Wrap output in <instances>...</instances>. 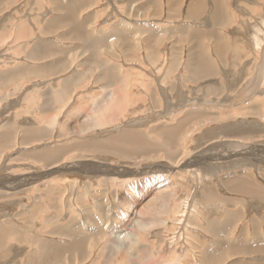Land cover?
<instances>
[{"label":"bare ground","instance_id":"bare-ground-1","mask_svg":"<svg viewBox=\"0 0 264 264\" xmlns=\"http://www.w3.org/2000/svg\"><path fill=\"white\" fill-rule=\"evenodd\" d=\"M15 1L16 0H14V1L13 0H0V12H1V15H3L5 13L4 10L7 9L9 7V5L12 2H15ZM52 1H53L54 5H55L54 8H56L57 11L60 12V13H59L58 16H53V17L50 18V20H48L49 22L46 24V28H45L46 33L51 32L53 34L54 33L57 34L58 32L62 31V28L64 27V25H70L71 28H72L71 31L73 33H76L77 31L78 32H81L82 26L79 23H76L75 22V20H74V17H75L74 14L75 13L73 14L74 7H76L75 3H76L77 0H74V1H71L70 0V2H71L70 3L71 4L70 6L69 5L68 6H65V4H63L62 0H52ZM136 1L137 0H132V2L130 1L131 4L134 3L132 5V18H139L138 21L140 20V18H143V19L144 18L145 19L146 18H149L151 14L150 13H149L150 15L148 14V11L145 8L144 4H138L139 5V9L138 10L139 11H137L135 9V6L137 4ZM174 1L177 2L178 0H174ZM210 1L212 2V0H210ZM28 2L30 3V0L24 1L23 3H25V4H23V5H27ZM155 2H157V1H155ZM214 2H215V4L213 2L212 3L214 5V8L213 9H215V13L214 14L212 13L213 15L210 13L211 14L210 20L207 21L208 22L207 23L208 30L204 29V31H202V29H201V28H203L202 26H198L195 29H193L192 31H188V30H185V29H181L180 28V31L179 32H177L176 30L173 32L172 29L166 28V30H164L166 35L164 37H160L159 34H161V32L159 31V29L158 30L157 29H154V28H152L150 25H148L146 23L143 24V23L137 22L136 24L133 25L134 28L132 26V29H133L132 30V38H131V40H132V62L135 61L137 63V65H138V62L139 61L141 62V58L139 59V61L137 59H135L136 55H139V54L142 56L143 63L145 65H146L145 59L148 60L150 62V64H151L149 66V68H152L151 71L153 72V75L151 77L148 76L150 78L147 77L148 78L147 79L145 76H143L146 72L145 73L138 72L137 74L135 73L136 75L133 76L135 78L132 79V83H131V81L128 82V85H127V87L125 89H122L119 86V91H118L119 94L117 93L118 96L115 97L113 95V90L116 88L115 86H116L117 82H122V80L124 79V77L122 78L121 77L122 75H120L118 72L116 73V72L112 71L114 69L103 68L102 72L98 71V73H97L98 74L97 75V77H98L97 79L98 80H96V82L101 81V82L106 83V86L104 85V87H103V85H102V87L103 88H107V90L104 89L105 91L103 90L104 93L102 95H99L95 100H92L91 101V105L89 106V110L88 111L82 110V111L78 112L82 117H84L83 126H82V128L80 130V133H81L80 135H83V133H87L89 131H92L93 132L96 129L99 130L98 132L104 133L105 131L113 130V129L115 130L116 128L120 127L121 126L120 124H116L115 125V128L113 127V128H110V129H104L108 125H111L118 117H121V116L124 115L122 112L125 111V110H127L128 107L131 106V104H130L131 103V100H132V107H133V103H134V104H136L137 109H140L141 111L148 110L151 107L149 105V102L150 101H148L150 99L152 100V104L156 108H158V107L159 108H163L164 102H162L163 101V100H161L162 98L159 99V96H158L159 93L158 94L156 93V88L158 86H161L160 88H162L166 92V100H167V104L166 105L164 104L166 106V108L165 109L163 108L161 110L158 109V111H157L158 112V116H162V117L165 116L166 117L167 114H168V117H166L163 121L162 120L158 121V124H152L153 126L151 127V131L154 132V134H155L154 138L152 136H150L145 130H140V129H137V130L136 129L127 130V129H123L119 133H113V134L111 133L110 135H106L105 137L100 138L99 140H93V141H88V142L87 141L86 142L84 141L83 143L81 142L79 144H76L79 147H81L80 149H84V151L85 150H89V151H101L104 154H107L108 152L111 153V154L117 153L118 156H119V158H122L123 157V158H126L127 159L129 157V159H132V164H134V166H137V167H134L131 170L127 167L128 169H127V173L126 174H123V171L121 169H119V167H116V165L113 166L112 168H106L105 167L106 169L103 168V167L97 166V165H95V166L93 165L89 169L90 170H93L92 169L93 167L100 168V169H96V171H95L96 172V175H98L99 177L101 175L108 176L106 179H103L102 181L105 182V181H107V179H110L111 178V179H113L112 180L113 184L114 183L116 184V182H119V180L121 179V177H120L121 175H124V176L131 175L132 178L131 177H124L123 178L124 183H122V182L120 183L119 182V184H121V185L123 184L122 187L124 186L125 189H127V191L130 194H132L136 198H139L140 200L137 199V200L133 201V203L131 205L129 204V206H131V207H128L129 211H128V213L125 216L126 218L130 217L131 216V212H132V220H134L133 225L130 228L124 227V228H122V230L119 229V230H121V232L119 231V233H116V230L118 228L116 229V227L114 225L112 226L111 224H108V222L105 225L106 221H105V223L104 222L103 223H100L99 221H96V220H94V219L91 218L90 219L91 222H88L87 223V222L83 221L82 223H79V222H77L75 220V218H73L74 220L72 219V221L70 222L72 228L71 227L70 228L73 231H76V232H73V235L72 236L74 238H73L72 243H65L64 242L63 244H61L59 240L54 241L58 245L57 246V250H56L57 252H55V255L57 257V260H60V257L61 256L66 255L67 258H71L70 262L72 264H76L77 261L79 263L81 261L82 264H84V262L90 258V252H91L90 250H88V248L90 246L86 248V245H85L86 244V240H88L89 236L93 234V235H95V237H97L96 238L97 239L96 242H94L95 243L94 245L96 247L99 246L100 242L103 243L104 240H105V242L103 243V247L102 248H106L108 250V251L106 250L108 252L107 253V256H108L107 263H109L110 262L109 260H112V258L114 256H116V254H118V252H120V250L125 249L126 250V253L128 254V256H132L131 257L132 258V264H136L137 263V261H136L137 258L134 259V255H135V252H134L135 249H133L134 246L129 251V249L126 246H122V238L125 236V234L129 233L131 230L134 229V227L136 226V224H137L138 221H142L143 223H147V224H150L152 226L151 227V230L148 231V232H146V233H144V234H149L151 232H154L156 234H159L156 229L158 227L167 225L170 221H169V218L168 217H166V218L159 217L156 214V212H159L160 214L166 213L167 215H171L172 216V220H174V223L181 224V229L180 230L183 231L182 232V235L181 234H180V236L177 235L178 236L177 237L176 235L170 233V236L171 235H174V236H171V238H170V240L172 239V244H173V242L174 243H179V242H182L183 243V240L185 241L184 244H186L188 241H191L190 239H192V234L189 233L190 232V229H191L190 227H192V224L196 222V220L192 216L197 213L195 211V209L197 208L196 207L197 205L193 202V197L195 199V196H196V199L198 200L199 197H197L198 196L197 194L195 195V192L197 190H199V189L202 192L201 193L202 194V197H200L199 201L201 200L200 202H202L203 204H205L206 211L208 210V214H209L208 215L209 216L208 218H210L212 220V221H210V226L209 227H212L213 228L211 230L213 231L214 234L216 233V235L217 234L221 235V232L224 231V228L226 226V222H225L226 219L224 221H220L218 218L216 219V214L213 213V212H215L216 209H214L211 206V203L213 201H216V203H218L219 200H224V201H226L228 203H229V201L223 199L221 196H218L220 194L217 191H215V190L212 189L211 185L209 184V181H210L209 178L213 175L212 173H215V171H218V173H222V171L225 172L228 167H232V168H235V169H241V170H242L243 167L246 168V166L248 165V163H245L243 161H244V159L250 157V156L247 157V153L248 152L253 153L252 150H255L257 146H260L259 142H257L256 144H248L247 145V142L246 141H248L250 139L251 141L255 142V140H253L254 137H262V136L264 137V100H262L260 97L257 98L256 95L253 96V94H256V93H254V91H252L251 93H249L250 90H253L254 88H257V86L253 88V85L254 84L253 83H250V81L252 79H254L252 82H255L258 78H261V83L262 82L264 83V64H263V66H261V68H260L259 71L257 70L259 72V74H257L250 81H248V84H247L248 87L247 88H244L243 87L241 90L238 91L239 93H237V95L235 97H238L239 99H235V97L234 98L231 97L230 100H228V96H230L233 92H236V90L238 88L237 87V83H235L236 82L235 79H234V81H232L233 84H231V82L228 84V87H232L233 90L232 89H229V88H226L225 86H223V83H221V81H219V83H217V85L215 84V82H213V86L215 87V90L212 93L213 96L211 97V99H209V98L206 97V98H204V99H202L200 101V100H197V98L194 99L195 97H189V94L192 93L191 90H194L195 89V93H197L198 90H200V89H202L204 87L203 84L201 85V83L205 82L206 79H210V78L215 77V74L220 72L219 71V64H218L217 58H219L220 60H222L220 62L224 63L221 66H225L226 65L225 64L226 63V60L225 59L227 57H229V55H230V57H232V61L233 62H236L237 59H235V58L236 57L240 58V55H241L240 47H238V45H237V41L240 40L238 37H236V39L233 41L230 36L227 37L228 36V33H229L227 31L226 34H224V37H222V41L219 42L218 40L220 38L217 35L216 29L214 28V29L211 30L209 28L211 21H213L214 23H216V22H218L220 20H223V23L231 24L232 26L230 25V28H233L236 25L235 24L236 23V19L238 18V15L236 16V14H234V12L230 9V7H229L230 10H228L229 12L227 10H225V11H227V13L225 15L224 14L222 15V11H220V0H214ZM200 3H199V0H192L191 1V4L188 6L189 7V12L188 13H189V16L191 18L201 19V14H202V11H203V7L200 5ZM156 4H158V3H156ZM172 4H174V3H172ZM23 7L24 6L19 5L16 8L17 10H15L16 13L17 14L23 13L25 11V9H26L25 7L24 8ZM18 8H20V10ZM163 8H164V6H163ZM213 9H212V11H213ZM152 13L154 14V11ZM172 14H173V12H172ZM162 16H163V14H162ZM159 17H160V14H159ZM169 17H171V16L169 15ZM160 20H162V19H160ZM204 20L205 19H203V20L200 21L201 24H203L206 21V20L205 21ZM167 21H168V19H167ZM148 23H150V22H148ZM10 24L14 25V23L11 21L10 16H7V20L5 22H3V23L0 24V28H2L4 31H6L7 30V27ZM19 25L17 24V26H19ZM64 29L65 28H63V30ZM112 30H113V32H112ZM112 30H111V33L114 34V35H116L115 33H116L117 30L116 31L114 29H112ZM167 31L170 34V36H172V35H175L176 36L177 35L180 38H178V39L175 38L173 40L170 36L167 35ZM68 32H70L69 29H68ZM212 32H213V34H212ZM4 33H6V32H4ZM32 33L33 32L31 31L30 34H32ZM145 33H147L149 35V37L146 38V37H142L140 35L139 39L137 38L138 39V43L136 44L135 40L133 39V35L134 34H145ZM26 36L27 35L22 34V36H19L18 39H25L26 40V38H25ZM63 36H65V35H63ZM63 36L61 35V37H59V38H62ZM35 37H36V34H35ZM67 38L68 37H66V39ZM89 38H90V36H89ZM63 39H64V37H63ZM88 40H85V41H88ZM129 41L130 40L128 39V42ZM169 41H172L174 45L177 44V45H175L176 48H175L174 45L171 44L174 47L171 46V51L168 52V54L169 55H172V57H176L175 58V61L173 63V59L174 58L171 59L170 58L171 56L170 57L168 56L171 59V60H169L167 58V56L164 55L165 56V60L164 61L167 62V63H165L164 61L163 62H160L159 60L162 61V56H163L162 55L160 57V55H161V53L164 54V50H166V47L163 46V45H165ZM253 41H254L255 47L258 48V49H260V46L262 45V39L259 37V35H257L254 38ZM106 42H107V40H106ZM89 43H91V42H89ZM185 43H188L187 45H188V47L190 49V52L186 55V57H188V62L186 63V61H185V64H186L185 67L187 68L188 71L186 70L187 71V74L185 75V77L181 74L182 78L179 79L177 77L178 74L175 73L176 71L179 72L178 71L179 69H177V67H178L177 65L179 63L177 64L176 62L177 61L180 62L179 58L182 57V56L183 57L185 56V52H186L185 47H183V48L180 47V45H184ZM221 43H222V45H221ZM8 45L11 46V49L9 50V52H8V54L6 56H8V55L10 56V52L13 53V52H16L17 51V49H16V38L11 39V37H9L6 34H0V49L2 47H4V46H8ZM24 45L26 47H28V45H26V44H24ZM44 45H45V43H41V42H39L38 44H36V46H34V48L31 50L30 54L27 55V57L30 58V60H32V61L33 60H36V59L48 60L49 57L47 55L48 54L50 55V52L49 51H52V52L57 53V54H62L60 51H57V50L53 49L52 47H48L47 48ZM82 47H84V46H82ZM84 48H83L84 51L83 50H82V52L80 51L79 56L80 57H83L81 55V54H83L85 56L84 58L88 57L86 64H89L90 65V64L93 63L92 62V57H91L92 54H93L91 44H90V46H88L86 44V47H84ZM21 49H23V48H21ZM100 51L102 52V50H100ZM178 51H180V52H178ZM0 53H1V51H0ZM95 53H97V52L95 51ZM1 54L4 55L3 52ZM72 54H73V52H72ZM74 54H76V53H74ZM73 58L74 57H71V59H73ZM0 62H1V60H0ZM170 62H172L173 64L170 63ZM181 63H182V58H181ZM84 64H85V62H84ZM65 65H66V61L64 59H58V60H56V65L55 66L56 67L58 66L59 69H61L60 66H65ZM23 66L24 65L22 64L19 67L18 66H15V68L12 67V68H10L8 70H3V71L0 70V87L2 88V90H0V94H5L4 99H7L12 94H15V93L16 94H19L18 88L21 87L23 85V83L21 82V84H19L18 81L23 76L22 75V72H21V68H23ZM52 66H54V65H52ZM68 66H70V65H68ZM179 66H181V64ZM56 67H53V68H56ZM64 68H66V67H64ZM139 68H140V66H139ZM47 69H49V68L47 67ZM69 70H71V68ZM26 71H27V69H26ZM27 72H29V71H27ZM50 73H52V72H50ZM182 73H183V71H182ZM93 74H95V73H93ZM93 74L90 73L89 76L90 75L93 76ZM78 75L79 74L76 73L72 77L76 78ZM171 75L174 76V77L172 76V78H175L174 81H172V79H169V78H171ZM57 76H59V75H57ZM84 76H85V79H86V76L87 75L84 74ZM216 76H217V74H216ZM39 77H40V75H39ZM155 77L157 78V81L155 80ZM81 78H82V76H81ZM82 79H80V80H82ZM126 79H128V78H126ZM153 79L156 82L160 81L161 83L158 82L157 84H155V86L153 88H151V86H152L151 84L154 85V83H156L154 81H153L154 83L152 82ZM145 80H149V83L145 82ZM21 81H23V80H21ZM74 81H72V83ZM138 81H143V83H140V85H137ZM190 81H197L198 83L199 82H201V83L199 84L200 86L188 85V82H190ZM51 83H53V82H51ZM67 83H68V80L63 79V82H61V84L63 85L62 86L63 87V91H62V93H59V95H57L58 94V91H56L54 88H51L50 87L51 88V91H52V93H51V96L52 97L51 96L46 97V101H45L46 103H42V105L40 106V109H43L46 112L48 110H56V111L59 110V111H63L64 106L61 107L60 105H58L59 102L65 104L66 101H67V104H68V102H72L71 101V98L75 95L74 93H71L70 92V89H67V87H65L67 85ZM56 84H60V83L58 82ZM131 84H132V86H131ZM180 86H182V87L184 86V88L187 87V89H184V90H188V91L182 90V93L179 92L181 90L180 89H177V88L180 87ZM188 86H191L193 88L188 87ZM140 87H143L144 88V91L145 92L143 94H139V88ZM211 87H208V89L206 88L209 91H207V90L204 91V95L205 94H210L209 92H211L210 91V88ZM168 88H170V90L172 91L171 94H174V96H171V97L168 96V94H169L167 92ZM136 90L138 91V93L136 92ZM175 90H176V92H174ZM247 90H248V92H247ZM43 91L45 92V90H43ZM157 91H158V89H157ZM162 93L163 92H161V94ZM195 93H194V96H195ZM163 94H162L161 97L164 98ZM178 94L180 95V99H179V97L177 98ZM198 94H199V92H198ZM261 94H263L262 91H261ZM172 97H174L173 102H172ZM248 97H250V102L244 103V101H245L244 100L241 103L243 105L240 106L239 103H238V101H241L243 98L246 99ZM34 98H35V95L30 96L28 98V101L27 102L31 101L32 104H34V102H33L34 101ZM49 98L51 99V102L48 101ZM58 98H62L63 99L62 102ZM55 99H58L57 102H56ZM1 101H2V98L0 97V102ZM141 102H143V103H141ZM185 102H186V105H188L190 109L187 110V111H185L182 114V117H179V115H180L179 113L181 112L182 109H179L178 110L177 108H178V106H179L180 103L183 104ZM141 104L142 105H147V106H141ZM200 105H204L206 107L205 108H202V107H200ZM224 106H226V107H224ZM176 110H178L177 113H175ZM165 112H167V113H165ZM59 114H62V112H57V113H54L52 115H51V113H47V116L45 117V119H46V125L47 126H45V128L44 127H24L21 130L20 133L17 130V128H15L14 126L5 129L0 134V150H4L5 148H9L13 144H17V142L20 144L21 147H23L24 144L25 145L32 144L33 141H35V142L38 141V143H39V142H42V140L48 139L49 134L51 132L50 131L48 132L47 130H50V128L51 129L54 128V130H55V128L58 127L59 122L57 121V119L59 118ZM169 114H171L170 117H169ZM44 116H45V114H44ZM255 116L256 117H261L262 120H263V122L262 123H257L255 120H252L253 119L252 117H255ZM65 117H66V115H65ZM146 117L148 118L149 116H145V117L144 116H141L140 118H138L137 116L136 117H132V120H131L132 121V126H135L137 123H139L138 120H144ZM239 118H241V119H239ZM249 119H251V120H249ZM251 121H253V122H251ZM217 122H219V123L216 124ZM142 123H143V121H142ZM50 124H52V125L50 126ZM113 124H115V123H113ZM207 124L208 125H211L210 126V129L206 130L207 133H209L210 135L213 134L212 137H210L206 141V144H208L207 145V149H214L215 151L213 153H211V154H210V152H206V154H205V151L192 150L189 153L188 152L189 150H188L187 151V154H186L185 147L184 146H185V144H186L187 141H190V136H192L193 134L197 133L199 129L200 130L203 129L204 126L206 127ZM68 126H70V125H68ZM123 126H124V124H123ZM63 128H67V126H65ZM70 129H71V127H70ZM70 129H69V131H70ZM17 131H18V133L20 135H19L18 138L16 137L17 138V141H16V138H14V137H15ZM206 131H205V133H206ZM53 133H54V131H53ZM76 134H77V132H76ZM50 138H51V136H50ZM234 138L241 139L243 142H245V146H242L241 145L242 146L241 149L237 150L236 152H231L232 151L231 150L230 153L227 154L225 147H223L222 145H224V144L226 145V143H230V142H233V141H237V140H233ZM198 139H199V137H198ZM200 139H201V136H200ZM212 139H213V141H211ZM14 140L16 142H14ZM250 140L248 142H250ZM44 142L49 143L48 141H44ZM220 145L223 147L224 150H221L222 147ZM249 145H251V146H249ZM195 149H197V148H195ZM70 150H71L70 147L68 145H65V144L60 145V146H57V147H53V146L51 147V146L45 145V146H42V147H39V148L36 147V148H33V149H25L24 151L22 150V152H20L18 150L19 151L18 153L19 154H23V156H25V157L29 156L30 158L32 157L35 160L42 161V162H44L46 164V166H49L50 164L57 163V164L53 165V167L55 166L57 168V165H60V164H58V162H60L62 160L63 156L66 155ZM157 151L158 152H162L165 155L164 157H166V160H167L166 161V165H168V164L172 165L173 164L175 167L182 166V168H185V172L183 171V169H181L179 171H181L182 173L181 174H178L177 173L175 176H178L179 175L177 177V179L179 178L178 180L182 181L181 182L183 184L182 186L186 187L189 190V192L183 198L184 200L182 202H180V203H177L176 201H174V200H177L178 199V196H177L178 194H176V192L171 193V196L168 195V194H166L164 192L161 195H158V198H156V199L151 198V197L148 200L145 199L146 202H147L145 204V208L143 210H141L138 215H136L135 217H133V214L138 213V207L137 206L139 205L140 201L141 202H144V200H141V199H144L143 196H142L143 198L141 197L142 194L139 195V193H140V192H138L139 186H137L138 183H136L135 179H137V177H140V176H142L144 174H150V173L157 174V171H159L162 174L161 169H164L165 168V167L163 168V166H162L161 169H160L159 168L160 167V164L157 163V162H154V161H157L159 158H161V159L163 158V157H161V156L158 155V152ZM184 152H185V154H183ZM96 154H99V153H96ZM239 154H240V156H242L241 159H240ZM186 155H189V156H186ZM234 155H235V157H234ZM18 156H20V155H18ZM244 156L246 158H244ZM151 157L153 158V160L155 159L152 162V164H150V166L153 165V168L150 169L149 166L142 167L143 165L141 163L142 162H145V161H148ZM92 158H93V156H92ZM12 159H18V158L15 157V158H12ZM223 159H226V160H223ZM228 160H230V163H232V165L229 164V163H227L228 165L225 164V162H227ZM241 160H242V162H241ZM222 161H224V163H222ZM126 164H127V162H126ZM201 165H204V166H201ZM213 166L215 168L214 169H210ZM53 167L52 166H49V167H47V169L53 168ZM74 167L75 166H73L72 168H74ZM69 168H70V166L69 167H65L64 169H69ZM124 168H126V167H124ZM168 168L169 169H173V167H168ZM60 170H61V168H60ZM73 170H78V169H73ZM124 170H126V169H124ZM173 170H174L175 173L177 172L176 171V168H174ZM200 170H203V172H205V173L200 172ZM83 171L85 172V170H83ZM79 172H80V169H79ZM81 172H82V170H81ZM88 172H89V170L86 171V173H88ZM33 174H34L33 176L32 175L26 176V177L23 176V180H28V181H31V182H35L37 180H41V178H44V176L46 177V175H40L38 173H33ZM186 174H189V175H186ZM180 175L181 176L183 175V178L180 179ZM226 175H228V174L226 173ZM37 177H39V178L36 179ZM119 177H120V179H119ZM222 177H225V175L222 176ZM206 178H208V179H206ZM2 179H3V176L0 175V180H2ZM74 181L70 184V186H71V193H74V194H77L78 195V193L81 192L82 190H85L86 192H88L89 189H87V188H90L91 189V187L89 185H85L86 184L85 182H84L85 184H83V183L79 184V180H77L75 182ZM132 181L134 183H132ZM227 183H228L230 189H232L231 187H234V188H236V189H234V191H236V192H240V193H245V194L251 195L252 201L254 203L264 202V191H262V190H260V191L259 190H255L254 189V184L251 183L249 181V179L246 178V176L245 177L241 176V178H239V176H238V178H236V179L235 178L234 179H229V181H227ZM91 185H92V183H91ZM198 185H200V186L198 187ZM85 186H86V188L84 189ZM92 187H93V185H92ZM203 187L205 188L206 192L205 191L203 192ZM57 188H59V187L58 186H55L54 189L53 190H50L49 192H46V191L43 192L41 190V193H42L41 195L43 196L41 198L42 199V205L43 206H45V204H46L45 201L46 202L47 201L50 202L52 199L55 198V197H53V195H57L56 193H58V192L55 190ZM154 188H156V187H154ZM166 190H168V189H166ZM199 196H201V195H199ZM172 198H173V201L176 202L175 205H174V207H173V209L170 208V206L168 205L169 201H167L169 199L172 200ZM117 199H118V192L116 194H114V201L116 202ZM241 202L244 203V201H242V200H241ZM136 203H137V206H136ZM23 207H24L23 208V211L24 212L31 213L30 216H32L34 214V212L35 213H39V211H41L43 209V207L42 208L40 207V208L34 209L33 208V207H35L34 205L31 206V207H28V206H23ZM69 209L70 208H68V210ZM71 209H72V207H71ZM72 210L74 211V209H72ZM206 211H204V212H206ZM29 213H27V215ZM145 213L152 215V218H150V219H144V218H142V216ZM20 215L21 214H19V216ZM27 215L24 216V214H23L22 217H19V218H21L20 220L25 221L28 224H31V221H33V218H30ZM88 216H90V214H88V215L85 214V217H88ZM90 217H92V216H90ZM176 219H177V221H175ZM10 220H11V218H10ZM11 223L12 222H10V224ZM17 223H19V222H17ZM89 224H92V226H89ZM176 226H179V225H176ZM104 227L107 228V230L108 229L110 230V232L107 231L108 234L104 231L105 230ZM51 229H53V227ZM89 229H92L93 230V231H91V234H88ZM53 230H55V229H53ZM174 230H175V228H174ZM0 231H1V229H0ZM40 231H42V230H39V232ZM2 233H4V232H2ZM15 233H16V231H15ZM161 233H163V232H160V234ZM31 235H33V234H31ZM168 236H169V234H168ZM118 238H120V239H118ZM173 238H175L176 240H174ZM163 239H165V238H163ZM220 239H221V237H220ZM170 240L169 241H168V239L166 240V242L168 241L167 242L168 245H169ZM40 241H41V238H40ZM141 241L142 240L139 238V242L138 243H141ZM194 241H196V240H194ZM222 241H224V240H222ZM193 243H195V242H193ZM1 244H2V246H4L2 242H1ZM7 246H9V243H7ZM7 246L5 248H7ZM20 246H22V245H20ZM139 246H141V245H139ZM219 246H221V245H219ZM226 246H229V245H226ZM230 246H232V245H230ZM233 246H236V245H233ZM175 247H177V246H175ZM19 248H21V247H19ZM179 248H178V250H179ZM256 248H258V247H256ZM169 249H171V248H169ZM192 249H193V247H192ZM194 249H195V247H194ZM3 250H5V249L3 248ZM9 250H10V248H9ZM15 250H17V249H15ZM221 250L222 249H220V253L219 254H214L213 253V255H212V252L210 253V251H209L208 248L207 249H204V250H201L200 255H201L202 259H200V258L199 259L197 258V259L199 261L202 260L200 264H223L227 260V258L229 256L227 255L228 253L226 254L225 250H222V251ZM140 251H142V250H140ZM234 251H235V249H234ZM10 252H11V250H10ZM14 252H12V253H14ZM165 252H167V251H165ZM12 253H10V255ZM18 253H19V251H18ZM141 254H143V253H141ZM159 254H160V252H159ZM103 255H104V253H103ZM136 255H137V252H136ZM235 255H238V254H235ZM4 256L7 257L6 255H4ZM4 256H3V258H4ZM47 256H48V254L44 250H40L39 252L33 251V252L30 253V256H29V259H28L27 264H44L43 262L45 261V258ZM146 256H148V255H146ZM124 258H126V257L124 256ZM230 258H228V259H230ZM9 259H10V257H9ZM118 259H120V258H118ZM133 259H134V261H133ZM64 260L62 261V263L64 262ZM145 260H148V259H145ZM198 260H197V262H199ZM99 262H100V260H99ZM52 263H53V261H52ZM64 263L67 264L68 262H64ZM140 263H137V264H140ZM113 264H115V263H113ZM236 264H243V262L242 261H239V262H236ZM248 264H250V263L248 262Z\"/></svg>","mask_w":264,"mask_h":264},{"label":"rangeland","instance_id":"rangeland-1","mask_svg":"<svg viewBox=\"0 0 264 264\" xmlns=\"http://www.w3.org/2000/svg\"><path fill=\"white\" fill-rule=\"evenodd\" d=\"M22 1L24 2L25 0H16L15 2H12L9 5V7L4 10L5 13L3 15H1V12H0V24L7 20V16H10L11 21L14 23V26L15 25L17 26V20L18 19L21 20L20 24H22V25H23V22L27 24L28 21H32V25H33V22H34L33 20L38 19V17H39V14L37 13V9H36V4H38V3H35L36 0H33V2H30V3L28 2V4L26 5L25 11L21 14H17L15 11V10H17L16 8L19 5L25 4ZM41 1H44V0H41ZM140 1L142 4L145 3V1H143V0H140ZM199 1H201V0H199ZM190 2H191V0H188L187 4H185L183 9H182V12L178 14V17H175V20H178L177 22H181L180 20H183L184 18H186V20L190 19V16H188V15L185 16V12L189 11L188 6H189ZM133 4L134 3H132V5ZM41 6L42 5H39L40 8H41ZM230 6L232 7V11L234 12V14H236V16L238 15V18L236 19V23H235L236 25L233 28L228 29L229 33H228L227 37L230 36L231 39L234 41L236 39V37H238V34L241 35L242 40L237 41V45H238V47H240V50H241L240 58L236 57L235 59H237V61L233 62L232 57H227L225 59L226 60L225 66H221L224 63L218 62L220 72L216 73L217 76L215 74V77L210 78V79H206L205 82H203V83H201V82L198 83L197 81H190L192 83L190 85L200 86L199 84L201 83V85L203 84L204 87L202 89L198 90L199 94L197 92V93H195V96H194L195 91H193L192 93L189 94V97H195L194 99L197 98V100H200V101L206 97L211 99V97L213 96L212 93L215 90V87L213 86V82H215V84L217 85V83H219V81H221V83H223V86L233 90L232 87H228V84L230 82H231V84H233L232 81H234V79H235L236 80L235 83H237L238 88H237L236 92H233L230 96H228V100H230V98L231 97L234 98L237 95V93H239L238 91L241 90L243 87L244 88L248 87V85H247L248 81H250L254 76L259 74L258 71L260 70L261 66H263V64H264V0H232V2H230ZM206 7H208V5ZM211 7L212 6H209V8H211ZM164 11H165L164 13L166 14V9ZM59 13L60 12L57 11V14L54 16H58ZM208 13H209V10H208ZM165 17L167 18V15ZM116 18H117L116 20H119L121 18V19H128L129 21H132V16H130V18H129V16L125 12L124 13L122 12V15H120L119 17H116ZM161 19H162L161 21L160 20H156V21L157 22H169V21L165 20V18H161ZM48 22L49 21L47 20V23ZM204 23H206V21ZM164 24H166V23H164ZM32 27L36 30V32H39L41 30V25H37V24H35V22H34V25ZM5 32L6 33H4L3 29L0 28V34L8 35L9 33H12L11 30H9V31L6 30ZM110 34H111V32H110ZM111 35L113 37L112 39H114L111 41V43L113 42V44L115 45L114 48L116 47L118 49L119 53L118 54L115 53L114 55H110V56H106V57H104L102 54H99V58L98 59L96 58V63L90 64V66L95 65V71L91 72V74L95 73V74H93L94 77L86 78L87 79L86 82H83V84H81V85H77L76 87L72 86V88L70 87V92L75 94L71 98L72 102H68V104H67V101L65 104L59 102L58 105H60L61 107L64 106L63 111L48 110L49 112L47 111L45 113V115L47 116V113H51V115H52V114L57 113V112H62V114H59V118L57 119V121L59 122L58 127H56L55 130H54V128H52V129L50 128V130H49L51 132L49 134L48 139H47V141L49 143L44 142L45 140H43L42 142H39V143H38V141H36V142L33 141L32 144H27V145L24 144V146L21 147L20 144L17 142V144H13L9 148H5L4 150H0V175L3 176V179L0 180V205L1 206L5 205L4 207L6 208L2 211V213L3 212H8L9 214L11 213L13 206H10L12 203L10 201H14V200L15 201L17 200L18 203H16L17 205H15V207H17V208L14 207L15 210L13 211L12 215H14L15 212L20 210L21 204L24 206H28V207H31L34 205L35 206V207H33L34 209H37L40 207L42 208V199L41 198L43 196L41 195L42 194L41 190L43 192L44 191L49 192L50 190H53L55 186H58L59 183L70 185L74 180L75 181L79 180V184H81V183L85 184L86 183L85 185H89L91 187V189L87 188V189H89L88 192H86L85 190H82L81 192H79L80 194L78 193L77 196L80 198H82V196H83L84 197L83 199L76 198L75 194L72 193V200L69 201L68 206H70V208L72 207V209H74V211L73 210L72 211L76 214L77 218L79 217V219H77V220H81V218H84L85 222H87V223L91 222V220H90L91 218L96 220V221H99L100 223H103V222L105 223V221H106L105 225L108 222V224H111L112 226L114 225L116 227V229L118 228L116 230V233H119V231L121 232L122 228H124V227L130 228L133 225L134 220H132V212H131L130 217L126 218L125 216L129 211L128 207H131V206H129V204L131 205L133 203V201H135L139 198H136L135 196L130 194L127 191V189H125L124 186L122 187L123 184L122 185L119 184V182L124 183V181H123L124 177H131L132 178V176L131 175H128V176L121 175L120 176L121 179L119 177V179H120L119 182H116L117 185L114 183L116 185L115 186L112 182L113 179H111V178L107 179V181H105V182L102 181L103 179H106L108 176L101 175L100 176L101 178H100L98 175H96V172H95L96 169H100V168L93 167L92 168L93 170H90L89 168L93 165L94 166L97 165V166H100L103 168H105V167L106 168H112L113 166L116 165V167H119V169H121L123 171V174H126L128 168L131 170L132 168L137 167V166H134V164H132V159H129V157L126 159L123 157L119 158L117 153L111 154L108 152L107 154H104L101 151H89V150L84 151V149H80L81 147H79L76 144H79L81 142L83 143L84 141L88 142V141H93V140H99L100 138H103L106 135H110L111 133L112 134L113 133H119L123 129L145 130L150 136H152L154 138L155 134H154V132L151 131V127L153 126L152 124H158V121H160V120L163 121L166 117H168V114L166 117L165 116H163V117L158 116V112H157L158 109L157 110L156 109H148V110H145L146 112L141 111L140 109H137L136 104H134V103H133V107H132V100H131V103H130L131 106L128 107V109H127L128 111L127 110L123 111L122 113L124 115L121 117H118L113 122L115 124L112 123L111 125H108L104 129H110L113 127L115 128L116 124H120L122 127L120 126V127L116 128L115 130L114 129L108 130V131H105L104 133H100V132H98L99 130L96 129L93 132L92 131L87 132L88 134L83 133V135H80L81 134L80 130L83 126L84 117H82L78 113L76 115L72 116L70 113L72 111L76 112V109H79V108H82L81 110L88 111L89 106L91 105V101L96 99L94 97H96L98 95H102L104 93V91L107 90V88H103L104 85L106 86V83L101 82V81L93 82V80L97 77L98 71L102 72V70H103V64H102L103 62L102 61H104V62L111 61L110 64H112V67L115 66L114 70L116 73L117 72L119 73V72L124 70L127 75L130 74V77H131L130 80L126 79L127 77L124 76V79L122 80V82L121 83L119 82L121 86L123 85L122 87H120L122 89H125L127 87L128 82L131 81V83H132V79L135 78L133 76L136 75L138 72H142V73L146 72L143 75L146 78L148 76L151 77L153 75V72L151 71L152 68H149V66L151 64L148 60L145 59V61H146V65H145L143 63L142 56L140 54L136 55L135 59H137L138 61L141 58V62L140 61L138 62V65L140 66V68H139V66L137 65V63L134 60H133L134 62H132V56L127 55V54H125V55L122 54L123 51L121 49H126V48L120 47L118 45L120 43V39H117L113 34H111ZM257 35H259V37L262 39V45L260 46V49L255 47V44L253 41ZM171 44L174 45L172 41H169L165 45H163L166 47V50H164V54L161 53L160 57L162 55L163 56H162V61L159 60L160 62H163L165 60L164 55H166L169 60L174 58L173 59V63H174L176 57H172V55L168 54V52L171 51V46H172ZM175 45H177V44H175ZM174 46H172V47H174ZM4 47H2L0 49L1 52L4 49ZM180 47H182V48L185 47L186 52H185L184 57L182 56L179 58L180 62L179 61L176 62L177 64L179 63L177 65L178 66L177 69H179L178 70L179 72L176 71L175 73L176 74H182L185 77V75L187 74V71H188L187 68L185 67V65H186L185 61H186V63L188 62V57H186V55L190 52V49H189L188 45L186 46V44L180 45ZM59 48H61V47H59ZM66 48H67V46L65 47L62 45V48L60 49L61 50L60 52L62 54H59L61 57L64 56L66 58L67 56H69L72 53L71 51L68 52L67 54L64 53L66 51ZM175 48H176V46H175ZM9 50L10 49H7L3 52L4 56H6L8 54ZM30 50H31V48H30ZM80 50L81 49H78V51H80ZM178 52H180V51H178ZM13 53L17 54L16 52H13ZM25 54H26V52L25 51L22 52V50H21L20 55L24 59H25ZM10 55H11V52H10ZM101 55L103 57H101ZM168 56L169 57L171 56L170 57L171 59ZM15 57L16 56L12 57L10 59L11 60L10 61L9 59L4 58L2 56V54L0 53V60L3 61V63L0 62V70L1 71L8 70L12 67L15 68V66L24 64V63L15 64V60H14V59H16ZM56 57H59V56L56 55ZM69 58H71V55L69 56ZM87 58L88 57L83 59L85 64L87 63V61H86ZM181 58H182V63H181ZM217 61H222V60L217 58ZM165 63H167V62H165ZM170 63H172V62H170ZM180 64H181V66H179ZM116 66H118V69H116ZM78 67H81L80 71L82 72L83 75L87 74V72H86L87 70H86L85 66L78 65ZM184 70L185 71L187 70V71L185 72ZM182 71H183V73H182ZM70 73H71V71H70ZM61 75L60 76L63 77L66 74L63 73ZM60 76L58 78L56 77L57 79H55L54 83H50L51 78L37 79L38 84L36 85L37 86L36 89L38 91H36V93L33 94V95H35V98L33 101L34 104H32L31 101L27 102L28 98L30 96H26L27 94L25 95V94L20 93L21 91H26L29 88V87H26V85L24 86V84L18 88L19 94H16V93L12 94L7 99H4L5 94H0V97L2 98V101L0 102V134L2 133V131H4L5 129L12 127V126L17 128L19 133L21 132V130L24 127H35L31 123H29L30 121L33 122L31 117H29V116H33V115H38L36 117H33L35 120H40L43 123H45L44 119L41 118L42 113L40 111V106L42 105V103H46L45 102L46 97L51 96L52 91L50 89L51 85H49V83L56 85V83H58L59 81H62ZM172 76L173 75H171V78H169V79H172V81H174L175 78H172ZM150 77H148V78H150ZM155 80L157 81L156 77H155ZM155 80L153 79L152 82L153 81L156 82ZM253 80L254 79H252L250 81V83L254 84L253 88L256 86H257V88L250 90L249 93L254 91V93H256V94H253V96L256 95L257 98L260 97L262 100H264V83L263 82L261 83V78H258L255 82H252ZM145 82L149 83V80H145ZM158 82H160V81H158ZM158 82L154 83V85L150 83L152 85L151 88H153L155 86V84H157ZM32 83L34 84L35 80H33ZM140 83H143V81H138L137 85H140ZM29 85H31V83ZM102 85H103V87H102ZM188 85H189V83H188ZM131 86H132V84H131ZM56 87H58V86H56ZM188 87H190V86H188ZM208 87H211L210 88L211 92H209L210 94L204 95V91H206L208 89ZM36 89H34V90H36ZM168 89H170V88H168ZM184 89H187V87H185ZM0 90H2L1 87H0ZM43 90H45V92ZM207 91H209V90H207ZM261 91L263 92V94H261ZM136 92L138 93L137 90H136ZM144 92H145L144 88L140 87L139 88V94H143ZM174 92H176V91H174ZM179 92L182 93V90ZM247 92H248V90H247ZM170 96H172L171 93H170ZM178 97L180 99L179 94H178L177 98ZM235 99H239V98L235 97ZM148 101L151 102V103L149 102V105L151 107L152 106L154 107V105L152 104V100L150 99ZM243 101H244V103L250 102V97H248L246 99L243 98L241 101H238L240 106L243 105V104H241ZM172 102H173V100H172ZM141 103H143V102H141ZM141 106H147V105L141 104ZM26 107H29V108H26ZM200 107L205 108L206 106L200 105ZM224 107H226V106H224ZM177 109L178 110L182 109L181 112L179 113L180 114L179 117H182V114L185 111L189 110L190 108L188 105H186V102H185L183 104L180 103ZM178 110H176L175 113H177ZM165 113H167V112H165ZM65 115H66V117H65ZM24 116L26 117V120H25ZM136 116L138 118H140L141 116H144V117L149 116V117L148 118L146 117L144 120H138L139 123H137L135 126H132V121H131L132 117H136ZM170 116H171V114H169V117ZM252 118H253L252 120H255L257 123L263 122L261 117L255 116ZM239 119H241V118H239ZM249 120H251V119H249ZM142 121H143V123H142ZM251 122H253V121H251ZM218 123L219 122H217L216 124H218ZM123 124H124V126H123ZM50 125H52V124H50ZM61 125L63 127L67 126V128H63ZM68 125H70V126H68ZM210 126L211 125L207 124L206 127L204 126L203 129L198 130L199 133L197 132V133L193 134L192 136H190V141H187L185 146H184L186 154H187L188 150H189L188 151L189 153L192 150L205 151V154H206V152H210V154H211L215 151L214 149H207L208 144H206V141H207V139H209L213 135V134L210 135L206 131V130L210 129ZM70 127H71V129H70ZM69 129L71 132L69 131ZM18 131L16 132V135L14 138L19 137L20 134L18 133ZM53 131H54V133H53ZM205 131H206V133H205ZM76 132H77V134H76ZM50 136H51V138H50ZM200 136H201V139H200ZM198 137H199V139H198ZM17 138H16V141H17ZM263 138H264L263 136L262 137H254L253 140H255V142H253L249 139L251 143L248 142L249 141L248 139H247L248 141H246L247 145L248 144H256L257 142H259V144H260V146H257L258 148L256 147V149H255L256 151L252 150L253 153H250V152L247 153V157L248 156H250V157L246 158L244 156V158H246V159H244L243 162L248 163V165L246 166V168H248L247 169L248 171H257L259 169V167H264V139ZM233 140H237V141H233L230 143H226V145L225 144L222 145L223 147H225L227 154H229L231 150H232L231 152H236L237 150L241 149L242 146H245V142H243L241 139L234 138ZM16 141L14 140V142H16ZM211 141H213V139ZM63 144L68 145L71 150L66 155L63 156V158L61 160L62 162L61 161L58 162V164H60V165H57V168L55 166L53 167V165H55L57 163L50 164L49 166H52L53 168L47 169V167H49V166H46V164L44 162L35 160L32 157L30 158L29 156L25 157V156H23V154L18 153L19 151L22 152V150L24 151L25 149H33L36 147L39 148V147H42L45 145L51 146V147L52 146L57 147V146H60ZM249 146H251V145H249ZM223 147L221 148V150H224ZM195 148H197V149H195ZM185 152L183 154H185ZM96 153H99V154H96ZM18 155H20V156L22 155V156L20 157ZM158 155L163 157L164 159L159 158L157 161H154L155 159L153 160V158H152L153 156H152L148 161L141 163L143 165L142 167L149 166L150 169H152L153 165L150 166V164H152V162L154 161V162H157L160 164V167L158 166L160 169L162 166H163V168L164 167L165 168L161 169L162 174L159 171H157V174H155V173L154 174L153 173L144 174L140 177H137V179H135L136 183H138L137 186H139V188H138V192H140L139 195L142 194L141 197L143 196L144 199H141V200H144V202L140 201L141 204L139 203L138 206L136 203V206L138 207V213L133 214V217L138 215L139 212L145 208V204L147 203L146 200L150 199V197L153 196V198L156 199V198H158V195H161L164 192L171 196L173 189H168L165 191V186L169 183H172V185L176 188V191L178 192V195H177L178 201L177 200H174V201H176L177 203H180L184 200L183 198L186 195L184 192L185 189L183 190V188L180 187V185H179L180 183L177 181V177L179 175L178 176H175V175L177 173L181 174L182 172L179 171L181 169H183V171L185 172V168H182V166L175 167L173 164L172 165H170V164L166 165L167 160H166V157H164L165 155L162 152H158ZM92 156H93V158H92ZM186 156H189V155H186ZM239 156H240V154H239ZM15 157L18 159H12ZM234 157H235V155H234ZM241 158H242V156H240V159ZM223 160H226V159H223ZM228 161L225 162V164L228 165L227 163H229L232 165V163H230V160H228ZM126 162H127V164H126ZM241 162H242V160H241ZM222 163H224V161H222ZM64 166L65 167L70 166L71 169L70 168L64 169L65 168ZM73 166H75V167L72 168ZM123 166L126 168H124ZM201 166H204V165H201ZM168 167H173V169L176 168L177 172L175 173L173 169H169ZM60 168H61V170H60ZM214 168L215 167L213 166L210 169H214ZM73 169H78V170H73ZM79 169H80V172H79ZM124 169H126V170H124ZM81 170L84 174L81 172ZM83 170H85V172ZM88 170H89V172L86 173V171H88ZM241 171H242L241 169H235L232 167H228L225 171V174L227 173L229 175L230 173H236V172L240 173ZM200 172H203V170H200ZM215 172H217V171H215ZM33 173H38L40 175H46V177L44 176V178H41V180H37L35 182L23 180V176L24 177L30 176V175L33 176L34 175ZM203 173H205V172H203ZM228 175H225V177ZM261 176L264 177V175H261ZM225 177H223V179H227ZM38 178L39 177H37L36 179H38ZM181 178H183V175L182 176L180 175V179ZM91 183H92L93 187H92ZM132 183H134V182L132 181ZM154 187H156V188H154ZM85 188H86V186L84 187V189ZM116 191L118 192V199L115 202L114 201V194L117 193ZM34 199H41V200H38V202L34 203L33 202ZM167 201H169L168 205L170 206V208L173 209L176 202L173 201V198H172V200L169 199ZM47 203H49V202L47 201ZM58 203L60 204L61 202H58ZM53 211L54 212L51 214L53 215L54 220L55 221L60 220V217L62 216L61 213H59L58 211L55 212V210H53ZM84 211H85L86 215L90 214V216H92V217H90V216L85 217ZM2 213L0 214V219H5L6 217ZM22 213L24 214V216H26L28 212H24L22 209ZM34 214L37 215L38 213L34 212ZM156 214L159 217H164V218L168 217L170 222L167 225L158 227L156 229L159 234H156L154 232H151L149 234H144V233L140 234L139 238L142 241H141V243L134 245V248H133V249H135L134 250V252H135L134 259L137 258L136 259L137 263H140V262H141L140 264H185V263H189V262L193 263V261L190 258L195 259V256L193 254H191V251L188 250V247L186 246V244H184L185 241L183 240V243L182 242H179V243L173 242V244H172V239L170 240L171 236H174V235L180 236V234L182 235L183 231L180 230L181 224L174 223V220H172L171 215H167L166 213L160 214L159 212H156ZM18 216H19V214H18ZM27 216L30 217V214H28ZM43 216H46L45 213H44V215H43V213L41 215H38V219L39 220L42 219ZM47 216H50V215L48 214ZM142 218L150 219V218H152V215L145 213L142 216ZM20 219L21 218H19V220ZM177 219L175 221H177ZM75 220H76V218H75ZM22 222H24L25 225L26 224L29 225L25 221H22ZM32 222L33 221H31V223ZM82 222H79V223H82ZM176 225H179V226H176ZM89 226H92V224H89ZM105 227H104V229H105L104 231L108 234V232H110V230L109 229L107 230V228H105ZM173 227L175 228V230ZM49 228L50 227H48L47 230ZM119 229H121V230H119ZM91 231H93V230L89 229L88 234H91ZM160 232H163V233L160 234ZM170 233L174 234V235L170 236ZM168 234H169V236H168ZM96 238L97 237H95V235L92 234V236L90 238H88V241L86 240L87 247L90 246L88 248V250H90L91 252H90V258L88 260H86L84 262V264H87V263L88 264H113V263H115V264H118V263L119 264H132V258H131L132 256H128L125 249L120 250V252H118V254H116V256H114L112 258V260H109L110 261L109 263H107V261H108L107 260V258H108L107 253L108 252L107 251L108 250L106 248H102L105 240L103 243L100 242L99 246L96 247L94 245L95 244L94 242H96V240H97ZM163 238H165V239H163ZM167 239H168V241L170 240L169 245L167 244L168 241L166 242ZM173 239L176 240L175 238H173ZM10 243L12 245H17V246L22 245V247H26V248L20 249L19 253H17L8 262L9 264H22L23 260L26 257L25 255H27L25 253L30 251V249H28L27 246L29 247L32 244V241L24 240L20 243V242H16L15 239H12L10 241ZM139 245H141V246H139ZM175 246H177V247L179 246L180 247V248L178 247L179 250ZM169 248H171V249H169ZM140 250H142L143 252ZM165 251H167V252H165ZM136 252H137L138 256L136 255ZM159 252H160V254H159ZM103 253H104V255H103ZM141 253H143V254H141ZM146 255H148V256H146ZM124 256L126 258H124ZM118 258H120V259H118ZM134 259H133V261H134ZM145 259H148V260H145ZM99 260H100V262H99ZM77 262H76V264H82L81 261H80V263L79 262L77 263ZM1 263L4 264V262H1Z\"/></svg>","mask_w":264,"mask_h":264},{"label":"crops","instance_id":"crops-1","mask_svg":"<svg viewBox=\"0 0 264 264\" xmlns=\"http://www.w3.org/2000/svg\"><path fill=\"white\" fill-rule=\"evenodd\" d=\"M71 1H74V0H71ZM128 1L129 0H118V1L117 0H86V1L85 0L84 1L83 0H77L76 3L74 2L76 7H74V11L75 12L73 11V14L75 13L74 14L75 22L79 23L82 26L81 32L77 31L76 33H73L71 31L72 28H71L70 25H64V27H63V28H65L64 30L62 28V31L58 32L57 34L56 33L53 34L51 32L46 33L45 28H46L47 20H50L51 17H53L54 15L57 14V9L54 8L55 5L52 2V0H44V1L36 0L35 3H38V4H36V9H37V13L39 14V17H38V19H35L33 21L35 22V24L41 25V31L36 32V30L32 27L34 25V22H33V25H32V21H28L27 24L23 22V26H24L23 27L20 24L21 20L18 19L17 20V24H20L19 26L15 25L16 26L15 27L14 25L10 24L7 27V30L8 31L11 30V32H12V33H9L8 36L11 37V39L16 38V49H17L16 53L17 54L14 55L13 53H11L10 56L9 55L8 56L2 55L4 58L8 57L7 59H9V60L12 57L16 56L15 57L16 59H14L15 60V64L24 63L23 64L24 65L23 68H21V72H22L23 76L19 79L18 82H19V84H21V82H22L24 84V86L26 85V87H29V88L26 91H21L20 93L21 94H25V95L27 94L26 96H32L34 93H36V91H38L36 89V87H37L36 85L38 84L37 83V81H38L37 79H40L41 77L42 78H51L50 79V83L51 82L54 83L55 79H57L61 75V73L62 74L65 73L66 75L63 76V77H61L62 75L60 76L61 80H62V81H59L60 84H56V85L51 84V88H54L56 91H58L57 95H59V93H62V91H63V87H62L63 85L61 84V82H63V79L68 80V83L65 86V87H67V89H70V87L72 88V86L76 87L77 85H79V84L81 85V84H83V82H86L87 79H85V76L80 71L81 67H78V65L81 64V66H85L86 67V70H87L86 71L87 72L86 78L89 76V74L91 72L95 71V65H91L90 66L89 64H84L83 59H85L84 58L85 56L83 54H81L83 57H80L79 53H80V51L82 52V50L84 51V49H85L84 47H86V44L88 46H90V44H91L92 51H93V54H92L91 57H92V62L93 63H96V58L97 59L99 58V54H102L104 57L110 56V55H114L115 53L118 54L119 53L118 49L116 47L114 48L115 45L113 44V42L111 43V41L114 40V39H112L113 38L112 35H111L112 33L110 34L112 29H114L115 31L117 30L116 33H115L116 35H114V34L113 35L117 39H120L121 43H119L118 45L120 47L124 46L126 48V49H123V50L121 49L124 52V53L122 52V54H124V55L127 54V55L132 56V40H131V38H132V30H133L132 26L134 24H136L137 22L143 23V24L146 23V24L150 25L154 29H157V30L159 29V31L161 32V34H159L160 37H164L166 35L165 31H164V30H166V28L172 29L173 31L176 30L177 32H179L180 28L188 30V31H192L196 27L202 26L203 27V28H201L202 31H204V29L208 30L207 21L210 20L211 14L215 13V9H213L214 8L213 3L215 4L214 0H212L213 3L210 0H205V1L201 0V1H199V3L201 2L200 5L203 7V11H202V14H201V19H194V18L190 17V19L186 20V18H184L182 21L180 20L181 22L179 23V22H177L178 20L175 21V17H178V14L182 12L183 7L188 2V0H178L177 2L174 1V0H171V1L170 0H143V1H145V3H143V4H144L145 8L147 9L148 14L149 13L151 14V15L149 14L150 15L149 18H146V19L145 18L144 19L140 18L139 21H138L139 18H132V21H129L128 19H121V18L119 20H116L117 19L116 17H119L120 15H122V12L123 13L125 12L129 16V18H130V16H132V4H131L132 0H130L131 2L130 1L128 2ZM155 1H157V2H155ZM30 2H33V0H30ZM62 2H63V4H65V6H68V5L70 6L71 5L70 4L71 3L70 0H62ZM136 2H137V4L135 6V9L137 11H139L138 10L139 9V5L138 4H142V3H141L140 0H137ZM230 2H232V0H220V11H222V15L223 14L225 15L228 10H230V9L232 10V8L230 6ZM156 3H158V4H156ZM172 3H174V4H172ZM190 4H191V2H190ZM39 5H42L41 8L39 7ZM207 5H208V7H206ZM22 6H24L26 8V5L22 4ZM163 6H164V8H163ZM209 6H213V7H211L213 9V11H212L211 8H209ZM229 7H230V9H229ZM165 8H166V14L164 13L165 12L164 11ZM18 9L20 10V8H18ZM188 9H189V7H188ZM208 10H209V13H208ZM225 10H227V11H225ZM153 11H154V14L152 13ZM172 12H173V14H172ZM188 12H185V16H187V15L189 16ZM158 13L160 14L161 18H165V19H166L165 16L167 15V19L170 22H157L156 20H160L161 19L159 17ZM162 14H163V16H162ZM169 15L171 17H169ZM203 19L206 20V23L201 24L200 21L203 20ZM148 21L150 23H148ZM164 23H166V24H164ZM230 25L231 24L223 23V20H220V21H218L216 23L211 21L209 28L211 30L214 29V28L216 29L217 35L220 38L218 41L221 42L222 41V37H224V34H226L228 29H230ZM133 28H134V26H133ZM68 29L70 30V32H68ZM31 31L34 34L33 33L30 34ZM112 32H113V30H112ZM22 34L27 35L25 37L26 40L25 39H18V37L22 36ZM35 34H36V37H35ZM212 34H213V32H212ZM61 35L62 36L65 35V36H63L64 39H63V37L59 38V37H61ZM140 35L142 37H146V38L149 37V35L147 33H145V34H134L133 35V39L135 40L136 44L138 43V39H139ZM167 35L170 36L168 31H167ZM89 36H90V38H89ZM66 37H68V38L66 39ZM170 37L173 40L175 38L176 39L180 38L177 35L176 36L172 35ZM238 37H239V39L241 41L242 38H241L240 34H238ZM128 39L130 40L129 42H128ZM85 40H88V41H85ZM106 40H107V42H106ZM39 42L45 43V45H44L45 47H47V48L48 47H52L53 49H55L57 51H61L60 49L62 48V45L65 46V47L67 46V48H66L67 51L64 52V53L67 54L68 52L71 51V52H73V54L71 53L70 55H71V57H74V58L73 59L69 58L70 55L66 57L67 59L65 57L62 58L59 54L54 53L52 51H49L50 55L49 54L47 55L49 57L48 60L36 59V60L32 61V60H30V58L27 57V55L30 54L31 50ZM89 42H91V43H89ZM24 44L28 45V47H26ZM185 44L187 45V43H185ZM221 45H222V43H221ZM82 46H84V47H82ZM59 47H61V48H59ZM21 48H23V49H21ZM30 48H31V50H30ZM7 49H11V46L10 45L5 46L4 49L2 50V52H4ZM78 49H81V50L78 51ZM21 50H23L22 52H24V51L26 52L25 59L23 57H21V55H20L21 54ZM100 50H102V52ZM95 51L97 53H95ZM74 53H76L78 56L76 54H74ZM56 55H58L59 57H56ZM102 55H101V57H103ZM229 57H230V55H229ZM58 59H64L66 61V65L65 66H60L61 69H59L58 66H57L58 68L55 66L56 65V60H58ZM102 62H103L102 63L103 64V68H107V69H114L115 68V66L112 67V64H110L111 61H106V62L102 61ZM218 62H220V61H218ZM1 63H3V61H1ZM52 65H54V66H52ZM68 65H70V66H68ZM19 66L20 65H18V67ZM47 67L50 70L47 69ZM53 67H56V68H53ZM64 67H66V68H64ZM70 68H71V70H69ZM26 69L30 73L27 72ZM116 69H118V66H116ZM70 71H71V73H70ZM112 71L115 72V70H112ZM50 72H52V73H50ZM76 73L79 74V75L76 78L72 77ZM119 74L122 75L121 76L122 78L125 76L128 79H131L130 74L127 75L124 70L119 72ZM39 75H40V77H39ZM57 75H59V76H57ZM81 76H82V78L84 80L81 78ZM89 77H94V76L90 75ZM177 77L179 79L182 78L181 74H178ZM96 78H98V77H96ZM96 78L93 80V82H96V80H98ZM80 79H82V80H80ZM21 80H23V81H21ZM33 80H35L34 84L32 83ZM74 80L75 81L77 80V81L75 82ZM72 81H74V82L72 83ZM30 83H31V85H29ZM50 83H49V85H50ZM120 83L117 82L116 88H115L116 90L115 89L113 90V95L115 97L118 96L117 93L119 94V92H118L119 91V86L120 87L123 86V85L121 86ZM188 83H189V85L192 84L191 82H188ZM56 86H58V87H56ZM160 87L161 86L156 88V93L157 94L159 93L158 94L159 99L162 98L161 99V100H163L162 102H164V104L166 105L167 104L166 92ZM191 88H193V87H191ZM34 89H36V90H34ZM157 89H158V91H157ZM177 89L184 90V86L183 87L180 86ZM160 91L165 94L164 95L162 93L164 98L161 97L162 94H161ZM184 91H188V90H184ZM193 91H195V89L191 90V92H193ZM167 92L169 93L168 96H170V93H172V91L170 89H168ZM171 95L174 96V94H171ZM98 96H96L94 98H97ZM58 99H60L61 102L63 100L62 98H58ZM58 99H55L56 102H57ZM172 100H174L173 97H172ZM49 102H51V99L49 100ZM164 104H163V108L165 109L166 106ZM26 108H29V107H26ZM163 108H159V107L156 108L154 106V107H150L149 109H156V110L160 109L161 110ZM81 109L82 108L76 109V112L74 111L75 113L73 111L70 112V113H71L72 116H74L78 112L82 111ZM40 111L42 113L41 118L44 119L45 123H43L40 120H35L33 118V117H36L38 115L29 116L33 120V122L30 121L29 123H31L35 127H44L45 128V126H47L46 125V119H45L46 115L44 116L46 111L43 110V109H40ZM25 120H26V117H25ZM47 131L49 132V130H47ZM45 141H47V139ZM247 169L248 168H244L243 167L242 171L240 173H238V172L230 173V175L225 177L227 179H223V177H222V176L226 175L224 171H222V173H218V171L215 172V173H212L213 177L211 176L212 178L211 177L209 178L210 179L209 184L211 185L212 189L217 191L220 194V195H218V194L217 195L221 196L223 199L229 201V203H228V202H226L224 200H219L218 203H216V201H213L211 203V206L214 209H216L215 212H213L214 214H216V219L218 218L220 221H224L226 219L225 220L226 226H225L224 231H223L224 233L221 232V235H219V234L216 235V233L214 234L213 231L211 230L213 228L209 227L210 226V221H212V220L210 218H208L209 214H208V210L206 211L205 204L200 202L201 200L199 201L200 197H202V194H201L202 192L200 191V189L195 192V195L197 194L198 195L197 197H199L198 200L196 199V196H195V199L193 197V202L197 205L196 206L197 208L195 209V211L197 213L194 211L196 214L193 215L192 217H194L196 222L192 224V227H190L191 229H190L189 233L192 234V239H190L191 241L187 242L188 244L186 243L187 244L186 246L189 248L188 250L191 251V254H193L195 256V259L190 258L193 261V263L189 262V263H185V264H200L202 260L199 261L198 259L199 258L202 259L201 255H200L201 250H204V249H207V248L209 249L210 253L212 252V255H213V253L214 254H219L220 253V249L225 250L226 254L228 253L227 254L229 256L228 258H230V257L231 258L230 259L227 258V260L223 264H236V262H239V261H242L243 264H248V262L250 264H252V263L253 264H264V247H263L264 246V202L254 203L252 201L251 195L245 194V193L236 192V191H234V189H236V188L231 187L232 189H230V187H229V185L227 183V181H229V179H234V178L236 179V178H238V176H239V178H241V176H243V177L246 176V178H248L249 181L254 184V189L255 190L264 191V188H263L264 187V177L261 176V175H264V168L263 167H259V169L257 171H249V172H248ZM186 175H188V174H186ZM206 179H208V178H206ZM177 181L179 183L182 182V181H180L178 179H177ZM169 184H167L165 186V191H166V189H173L172 193H174L176 191V188L172 185V183H169ZM179 185H180V187L183 188V190L185 189L184 192L187 195L189 190L186 187L182 186L183 185L182 183L179 184ZM199 186L200 185H198V187ZM58 187L60 189L57 188L55 190L58 192L56 194L58 196L59 195L60 196L58 197L57 195H53V197H55V198L52 199L49 202V204L45 201V203H46L45 206L42 205L43 209L41 211H39V213L37 215L33 214L32 216H30L31 218H33V222L31 224H29V225H27V224L25 225L24 222L19 220V217H22V215H23L22 209L24 208L23 207L24 205L21 204L20 210L15 212V214L12 216V213L15 210L14 207H15V205H17L16 203H18L17 200L16 201L15 200L14 201H10V202H12L10 206H13L10 214L8 212H3L2 213V211L4 209H6V208L4 207L5 205L4 206L0 205V214L2 213L6 217L5 219H0V229H1V231H0V238H1L0 239V257H1L0 258V264H1L2 261L4 262V264L5 263L9 264L8 261H10L18 253V251L20 249L26 248V247H22L20 245H18V246L17 245H11L10 244V240H12V239H15V241L17 240L20 243L22 241H24V240L32 241V244H31L32 246L30 245L29 246L30 248L27 246V248L30 249V251L26 252L27 255H25L26 257L23 260L22 264H27L31 252H33V251L39 252L40 250H44L48 254V256L45 258V261L43 262L44 264H50V263L51 264H55V263L56 264L57 263L58 264H65L64 262H68L67 264H72L70 262L71 258H67L66 255L61 256L60 260H57V257L55 255V252H57L56 250H57V246L58 245L54 241L59 240L61 244H63L64 242L65 243H72L73 238H74L72 235H73V232H76V231H73L71 229L72 227H71V223L70 222L72 221L73 218H76V220L79 219V218L76 217V214L72 211L70 206H68L69 201L72 200L71 186L68 185V184L66 185V184H63V183L62 184L59 183ZM204 191L206 192L205 188L203 187V192ZM176 194H178L177 191H176ZM199 195H201V196H199ZM75 197L76 198H80V197L77 196V194H75ZM83 198L84 197L82 196V198H80V199H83ZM151 198H153V196ZM38 200H40V199H34L33 202L34 203L38 202ZM241 200L244 201V203H242ZM58 202H61V203L59 204ZM15 208H17V207H15ZM68 208H70V209L68 210ZM53 210H55V212L58 211L59 213H61L62 216L60 217V220H58V221L54 220V217L51 214V213L54 212ZM204 211H206V212H204ZM42 213H43V215L45 213L46 216H43V218L39 220L38 219V215H41ZM18 214H21V215L17 216ZM29 214L31 215V213H29ZM48 214H50V216H47ZM84 215H85V211H84ZM10 218H11V220H10ZM83 219L84 218H81V220H77V221L78 222L85 221ZM10 222H12V223L10 224ZM17 222H19V223H17ZM47 226L50 227L48 230H47V228H48ZM52 227L55 230L51 229ZM39 230H42V231L44 230V231L43 232L42 231L39 232ZM15 231H16V233H15ZM2 232H4V233H2ZM31 234H33V235H31ZM91 236L92 235H90L89 238ZM220 237H221V239H220ZM40 238H41V241H40ZM194 240H196V241H194ZM222 240H224V241H222ZM192 241L195 242V243H193ZM1 242L3 243L4 246H2ZM7 243H9V246H7ZM85 245H86V248H87V243ZM219 245H221L222 247L219 246ZM226 245H229V246H226ZM230 245H232V246L236 245V246L232 247ZM6 246H7V248H5ZM19 247H21V248H19ZM192 247H193V249H192ZM194 247H195L196 250L194 249ZM256 247H258V248H256ZM3 248L5 250H3ZM9 248H10L11 252H10ZM14 248L17 249L18 251L15 250ZM234 249H235V251H234ZM12 252H14V253H12ZM10 253H12L13 255L12 254L10 255ZM235 254H238V255H235ZM4 255H6L7 257H5ZM3 256H4V258H3ZM9 257H10V259H9ZM63 260H64V262L62 263ZM197 260L199 262H197ZM52 261H53V263H52Z\"/></svg>","mask_w":264,"mask_h":264},{"label":"clouds","instance_id":"clouds-1","mask_svg":"<svg viewBox=\"0 0 264 264\" xmlns=\"http://www.w3.org/2000/svg\"><path fill=\"white\" fill-rule=\"evenodd\" d=\"M151 227L152 226L150 224L138 221L134 229L131 230L129 233L125 234V236L122 238V246H126L130 251L132 247L139 242V235L141 233H146L150 231Z\"/></svg>","mask_w":264,"mask_h":264}]
</instances>
